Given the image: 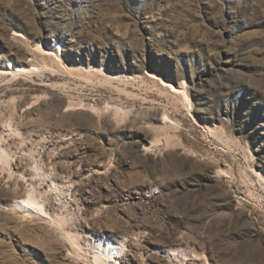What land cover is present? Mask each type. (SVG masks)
<instances>
[{
    "label": "rangeland",
    "instance_id": "1",
    "mask_svg": "<svg viewBox=\"0 0 264 264\" xmlns=\"http://www.w3.org/2000/svg\"><path fill=\"white\" fill-rule=\"evenodd\" d=\"M0 146V264H264V0H0Z\"/></svg>",
    "mask_w": 264,
    "mask_h": 264
},
{
    "label": "bare ground",
    "instance_id": "2",
    "mask_svg": "<svg viewBox=\"0 0 264 264\" xmlns=\"http://www.w3.org/2000/svg\"><path fill=\"white\" fill-rule=\"evenodd\" d=\"M36 50H37V52L41 53L46 60H53V61L57 60L59 64H61L63 62V58L61 57L63 55V50L61 49L60 46H58L56 50H53L51 48L44 47L42 45H37ZM10 67H11V70L5 71V73H7V74H21V73H26V72L27 73H36V72L41 70V68H39L37 66H32L30 68H25V67L23 68V67H15V66L11 65ZM162 85L167 92L169 91L170 93L173 94V96L176 95L177 98L181 102L188 105L189 96H188L187 91L183 90L182 88L181 89L176 88L171 82L162 81ZM117 112L120 113V110L119 111L117 110ZM167 119L168 118L166 117L165 122L170 124L169 120H167ZM12 126L13 125H11V123H10L7 127H9V130L12 131L13 130ZM11 133H13V132H11ZM0 151H1V153H0L1 154V159H0L1 161L0 162L3 163L4 165L10 167L11 159L8 155L9 153H7L5 150H3L1 148V146H0ZM29 157H30V155H29ZM32 170L34 171V169H32ZM35 170L39 176H42L43 178L46 177L45 174L42 173L41 168H39L38 166H35ZM13 174H15V173L14 172L10 173V178H11V176H14ZM24 179H25V177H24ZM50 180L51 179H49V181ZM34 185H28V186H31V189L29 190L28 194H26L25 198L21 199L19 202L16 203L15 210H19V212H22L24 214L23 217H25L27 219L36 218L39 220H43L44 222L45 221L50 222L52 224V226H56L58 228L57 230H59V229L62 230V233L64 232V234H65L64 237H66V241L68 242V244L70 246L69 248H71V250L74 253L81 256L82 253H84L83 246L81 245V236L78 233H75L72 231H67V229L65 228V226L68 225L67 224L68 220L66 219V217L56 216V214H55V216H51L48 213V210L46 207V201H45L46 198H44V197H47L46 193L48 191L42 192V190H38L36 188V186H34ZM16 186H17V184H16ZM53 186L55 187V190H57V191L59 190L58 189L59 186L56 183H53ZM52 190H53V188H52ZM122 252H123L122 249L119 250L118 248L116 249L113 246L100 247V250L98 252L94 253L93 257L91 258L92 264H119L116 257L117 256L120 257L122 255Z\"/></svg>",
    "mask_w": 264,
    "mask_h": 264
}]
</instances>
